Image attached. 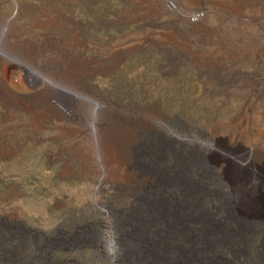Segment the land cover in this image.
<instances>
[{
  "label": "rangeland",
  "instance_id": "1",
  "mask_svg": "<svg viewBox=\"0 0 264 264\" xmlns=\"http://www.w3.org/2000/svg\"><path fill=\"white\" fill-rule=\"evenodd\" d=\"M0 90V264H264L219 169L264 165V0H0Z\"/></svg>",
  "mask_w": 264,
  "mask_h": 264
},
{
  "label": "bare ground",
  "instance_id": "2",
  "mask_svg": "<svg viewBox=\"0 0 264 264\" xmlns=\"http://www.w3.org/2000/svg\"><path fill=\"white\" fill-rule=\"evenodd\" d=\"M32 79L33 75L31 73L25 76V80L30 84ZM100 118L101 122L98 120L99 124L104 121L103 116ZM101 126L97 125L95 129L99 144V157L105 160L106 165L110 169L116 166L123 171L124 175L127 174V167L132 166L135 159L133 148L139 142L138 132L140 127L133 126L124 131L123 136L127 141L124 143L123 153L121 156H117L115 154L116 150L110 141V131H103L100 128ZM249 152L250 150L246 149L227 151L222 158L224 165L219 166V169L222 177H224L226 186L236 198V204L239 210L242 211V217L252 220L254 217L259 218L264 209V201L260 198L262 178H264V165L260 163L257 165L254 159L249 156ZM211 166H218V161L213 160ZM239 230L240 232H236L237 235L241 233V229ZM259 258L261 260L262 256Z\"/></svg>",
  "mask_w": 264,
  "mask_h": 264
},
{
  "label": "built area",
  "instance_id": "3",
  "mask_svg": "<svg viewBox=\"0 0 264 264\" xmlns=\"http://www.w3.org/2000/svg\"><path fill=\"white\" fill-rule=\"evenodd\" d=\"M166 7H167L169 10L174 9V6H173V4H172L170 1H168V2L166 3ZM201 16H202V12H200V11H194V12H190V13H188V15H187V19H188L190 22H196L198 19L201 18Z\"/></svg>",
  "mask_w": 264,
  "mask_h": 264
}]
</instances>
